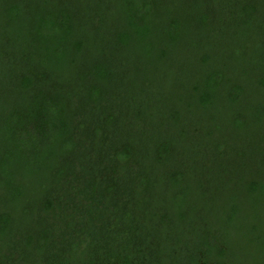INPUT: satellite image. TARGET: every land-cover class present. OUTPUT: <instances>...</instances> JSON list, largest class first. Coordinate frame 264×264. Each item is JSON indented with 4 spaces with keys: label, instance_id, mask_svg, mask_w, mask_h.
I'll return each mask as SVG.
<instances>
[{
    "label": "trees",
    "instance_id": "trees-1",
    "mask_svg": "<svg viewBox=\"0 0 264 264\" xmlns=\"http://www.w3.org/2000/svg\"><path fill=\"white\" fill-rule=\"evenodd\" d=\"M262 42L264 0H0V264H264Z\"/></svg>",
    "mask_w": 264,
    "mask_h": 264
},
{
    "label": "rangeland",
    "instance_id": "rangeland-1",
    "mask_svg": "<svg viewBox=\"0 0 264 264\" xmlns=\"http://www.w3.org/2000/svg\"><path fill=\"white\" fill-rule=\"evenodd\" d=\"M251 34H253V32L250 33V31L247 34V36L248 35L250 36L249 37V42H252L254 44H257V43H260L261 42L259 40V38H257L256 36H253ZM263 43L264 42H262V44ZM262 52H264L263 46H261V47L258 48V52L256 50H253V52H251V54H250L249 62L252 63V64H254V63L257 62V65H258V63L261 64L262 63L261 60H264V54H262ZM182 57H183V54H182ZM226 57H228V54L224 55V53H223L222 58L225 59ZM176 58L178 59L179 56H177ZM258 60H260V61H258ZM263 65H264V63H263ZM187 66H189V68L192 67V65H190V64L187 65ZM244 67L247 68L248 73H250V76L249 77H247V76L246 77L241 76L239 73L243 71L242 69L236 70L235 71V76L239 75L238 76V77H240L239 80L245 86L246 90H248L249 92H252V93L256 94V91L254 90L255 88H254V86L251 85V83L254 82L253 75H254V72L255 73L257 72V70L256 69H253V67L251 65H249V64H245ZM187 74L190 75L191 77H193L195 80H197L198 77H199L197 75L190 74V72H188V71H187ZM175 92H176V90H175ZM219 120L222 121L224 119L221 118ZM21 188L23 190H25V191H28L29 188L34 190V188L29 185V181H27V180L21 183ZM30 193H33V191H31ZM255 214L258 216V218H260V221L262 222V225L264 227V212L263 211H257V212L255 211ZM242 251L243 252H239V254H240L239 257L235 256V252H233V258L234 259L232 261L235 264H259V262L254 261L255 255L252 252L255 251V249H252L251 246H250V248H248L247 245H244V248L242 249Z\"/></svg>",
    "mask_w": 264,
    "mask_h": 264
}]
</instances>
